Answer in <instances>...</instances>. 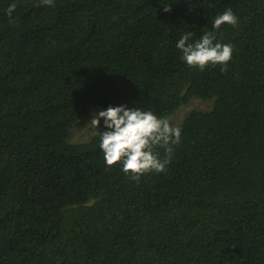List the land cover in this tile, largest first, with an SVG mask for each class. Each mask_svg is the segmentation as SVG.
<instances>
[{"label":"trees","instance_id":"16d2710c","mask_svg":"<svg viewBox=\"0 0 264 264\" xmlns=\"http://www.w3.org/2000/svg\"><path fill=\"white\" fill-rule=\"evenodd\" d=\"M229 8L227 73L190 68L178 40ZM194 98L214 105L139 183L106 166L101 125L69 140L90 110ZM0 264H264V0H0Z\"/></svg>","mask_w":264,"mask_h":264},{"label":"clouds","instance_id":"9594fccd","mask_svg":"<svg viewBox=\"0 0 264 264\" xmlns=\"http://www.w3.org/2000/svg\"><path fill=\"white\" fill-rule=\"evenodd\" d=\"M54 4L55 0H40L43 6L52 7ZM16 8L15 2L7 8L10 18ZM163 11L170 13L171 6H163ZM223 25H238V17L231 8L217 15L211 21L213 30L204 32L195 42H191L192 33L180 37L176 47L190 68L204 71L208 67L220 66V71L227 73L233 46L216 42L217 32ZM101 120L107 130L99 133V148L109 169L120 165L123 173L136 183L145 175L161 174L167 170L172 162L174 146L181 141V129L173 126L169 118L158 117L151 110L122 105L93 112L88 125L100 130ZM157 149H163V159Z\"/></svg>","mask_w":264,"mask_h":264},{"label":"rangeland","instance_id":"374dc122","mask_svg":"<svg viewBox=\"0 0 264 264\" xmlns=\"http://www.w3.org/2000/svg\"><path fill=\"white\" fill-rule=\"evenodd\" d=\"M214 105L213 100L209 101H204L199 98H194L192 99L189 103L181 107L177 113L170 118V122L172 123L173 126H179L181 123H183L184 119L186 116L192 112V111H209L212 109ZM101 111L100 109H93L90 110L88 113H86L80 120V123L83 125L82 127L79 128H74L72 130L71 136L69 140L71 142H82L89 140L93 135H96V129L92 128L89 124L91 118H92V113L93 112H99ZM100 125L102 126L101 131H106L107 129L104 128V121L101 120Z\"/></svg>","mask_w":264,"mask_h":264}]
</instances>
